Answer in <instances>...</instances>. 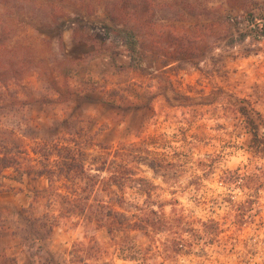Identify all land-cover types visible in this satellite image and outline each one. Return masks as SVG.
Segmentation results:
<instances>
[{
  "label": "rangeland",
  "instance_id": "rangeland-1",
  "mask_svg": "<svg viewBox=\"0 0 264 264\" xmlns=\"http://www.w3.org/2000/svg\"><path fill=\"white\" fill-rule=\"evenodd\" d=\"M220 2L230 24L169 67L164 87L150 74L151 53L141 48L132 64L103 14L64 13L57 28L34 21L22 31L41 62L18 79L0 64V156L14 158L0 175V264H264V0ZM8 39L0 26V42ZM53 140L66 146L61 157L33 154ZM132 146L166 165L156 175L127 161L146 182L125 188V208L149 216L147 229L110 232L81 217L47 237L28 232L26 215L58 208L30 207L48 183L26 169L66 157L95 169Z\"/></svg>",
  "mask_w": 264,
  "mask_h": 264
},
{
  "label": "trees",
  "instance_id": "trees-1",
  "mask_svg": "<svg viewBox=\"0 0 264 264\" xmlns=\"http://www.w3.org/2000/svg\"><path fill=\"white\" fill-rule=\"evenodd\" d=\"M64 13L103 14L112 23L111 31L125 42L132 64L144 59L141 48L151 53L150 74L163 87L168 83L165 75L169 67L195 57L200 49L206 51L216 42L219 27L230 24L228 11L220 0H0V26L11 42H0V64L3 63L4 72L16 78L20 73H26L32 64L40 63L41 60L28 51L31 46L27 41L32 36L28 37L22 31L33 27L34 21H39L40 28H57L62 19L60 15ZM144 30L148 31L146 40L142 36ZM2 54L9 59L8 68ZM187 100L191 99L187 97ZM37 145L33 154L46 160L54 154L61 157L66 148L54 140ZM143 152L148 150L140 146L115 150L109 162L90 170L74 157H66L63 165L57 168L30 166L26 169L29 175L45 178L48 183L43 194L33 198L30 207L33 209L36 203L45 200L47 207L58 209L42 218L25 214L28 232L47 237L61 221L81 217L96 222L99 228L108 226L110 232L120 227L147 229L149 216L129 214L122 195L128 185L145 187L146 182L134 178L133 170L127 164L129 157L156 175L166 168L161 161ZM13 161L14 158L9 156H0V175L13 166ZM106 172L108 176L105 177L103 173ZM151 214L158 215L154 210ZM132 217L137 220L132 221ZM76 226V222L71 224L72 228Z\"/></svg>",
  "mask_w": 264,
  "mask_h": 264
}]
</instances>
